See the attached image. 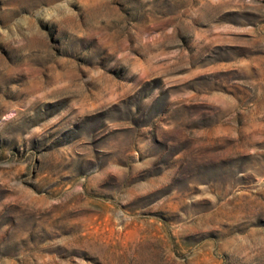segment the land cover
<instances>
[{"label":"rangeland","instance_id":"374dc122","mask_svg":"<svg viewBox=\"0 0 264 264\" xmlns=\"http://www.w3.org/2000/svg\"><path fill=\"white\" fill-rule=\"evenodd\" d=\"M0 264H264V0H0Z\"/></svg>","mask_w":264,"mask_h":264}]
</instances>
